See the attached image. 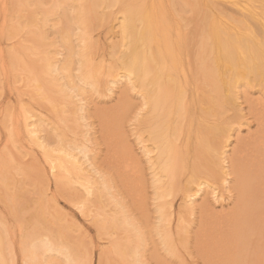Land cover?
<instances>
[{
	"label": "bare ground",
	"instance_id": "bare-ground-1",
	"mask_svg": "<svg viewBox=\"0 0 264 264\" xmlns=\"http://www.w3.org/2000/svg\"><path fill=\"white\" fill-rule=\"evenodd\" d=\"M130 1L132 3L133 0ZM256 1L135 0L129 7L126 4L120 6L125 7L123 8L124 12H122L124 13L123 18H121V34L123 37H128V41H125L128 42V45L123 42V46L127 45V47L124 46L125 50L118 52L119 54L114 53L113 65L109 67L106 78L104 77L106 82L103 80L104 78L92 74L91 70L83 69L84 65L79 64L73 67L72 57L79 52L72 50L69 44L70 37H72L71 26H78L83 23V20L81 21L80 17L78 18L75 5L70 4V12L75 14L72 19H64L63 23L61 21L62 26L58 28L56 35L60 38L59 48L55 52L53 50L47 52L46 57L42 56L45 59H42L41 65L36 63L39 66L30 68L35 80H38L41 75L45 77V80L47 79L48 86L44 84L46 86V98L55 102L62 101L61 105L64 106L65 111L63 108L58 110L56 107H53V111L55 116L63 121L69 115V120L73 125L72 139L68 141L64 133H56V140L49 142L44 135L45 132H43L44 129L41 124L36 123V121H40L38 114L28 111L20 103L17 108L18 111L10 119L8 117L9 121H12L10 124L14 126L9 127L10 129L7 130L9 136H6V138L9 137V141L12 140L13 136L17 135L18 138L23 134L25 139L21 138L22 141L26 140L29 147L36 146L41 150L43 160L47 162L48 165H46L54 181L56 179L59 183L63 179V175H59V167H62L65 171L68 168L66 172L72 177L71 179L68 177L70 181L73 182L74 180V183L84 190L85 195L88 196V199H91L93 204L100 206V208L103 206L104 214L101 220V228L104 229L106 235L113 232L118 233V237L112 239L111 252L121 260L122 264L145 263L144 252L148 246L147 234L136 220L137 218L128 212L126 205L112 191L111 181L102 176V173L93 162L91 157L92 141L89 138V124L86 121L88 102L83 94L87 90L99 94L101 87H105L109 93H112L114 86L123 79L131 86V89H138L137 92L142 100L137 114L139 111L144 112V110V113H147L146 117L142 119L148 128L147 136L149 138L147 140H150L153 145L152 148L155 147L158 151L154 159H156L158 169L164 178L162 180L158 179L155 185V195L161 200L163 197L177 192L180 188L182 196L190 202L187 204L186 210H189L190 214H194L196 206L193 201L197 193L209 189L211 198L214 201L218 200L221 194L217 190L215 177L220 176L221 184H226L230 174L234 172V168L230 170V165L227 163L225 156L226 146L231 139L233 127L229 121L221 118L217 119L221 102L233 107L237 99L235 91L237 84L242 80H247V78L258 85L264 86V6H261V2V5H257ZM0 2L2 4H0V10H3L6 7V0H0ZM108 3L111 5L110 2ZM81 4L84 7L87 5L88 10L85 9V12H92L100 4V1L92 0L89 4ZM121 4L124 5V3ZM117 6L119 7V5ZM61 7L63 8L62 3L60 1L57 3L54 0L49 7L42 8L40 11L42 17L39 16V20L37 16L35 18L37 21H43L39 25V28L42 29H39V31L38 29L33 30V33L36 32V34L32 33L31 35L29 33L32 39L43 40L47 38L43 30L46 19L51 13L54 14L61 10ZM182 7L190 8L191 13L193 12L195 15L200 14L202 9L200 19L198 16V19H196L195 15L193 17L196 22L193 30L194 38H197L195 49L190 42L194 38L189 39L186 28L181 29V17L180 19L176 18ZM82 10L84 9L82 8ZM121 11H123L122 8ZM194 11L198 13H194ZM226 11L227 13L230 11L232 14H227ZM30 12L32 13V11ZM34 13L27 14L26 11L22 14L26 18V23H30L28 26L37 25L32 19V16L35 17ZM86 14V17H88L90 13L87 12ZM3 16V24L0 28L1 34L6 28L5 15ZM56 40L55 38V42ZM52 42L54 43V41ZM117 47L115 48L118 49L119 47ZM3 51L0 48L1 66L6 63ZM60 54L62 55L57 57ZM8 55L11 58L13 56L12 53ZM50 84L55 86V89ZM187 86H189V90ZM37 88L35 87L34 96L39 95ZM187 90L190 92L189 98L186 94ZM189 101H194L197 104L198 108L195 107L197 111H192L193 104L191 105ZM188 103L192 109H189ZM120 109L125 111L127 109L126 104L124 103V106ZM65 112V117L60 115ZM259 113L262 119L261 132L252 142L256 148L264 141V111ZM187 117H190L191 120L192 117L195 118L196 123L194 124L197 125L192 124L193 120L191 121ZM111 119L116 121L119 118L111 117ZM188 122L191 126H195H193L194 130L191 129L192 127L188 130L183 129V124L189 125ZM115 129L119 131L118 135L123 134H121L118 125L116 128V124ZM191 133H194L196 139L194 150H191V152H194V157H192L194 159L190 163V174L187 173L189 177L186 174L188 179L181 185L179 177L183 173L185 175V172L180 173L183 169L180 164L181 161L178 160L177 151L179 152L182 149L183 143L181 147L178 145L189 138ZM122 137H120V141ZM141 140L139 139L140 147L143 153L149 156V158L147 157L149 160L151 149H148ZM187 142L184 143V147L189 148L187 145L189 142ZM125 145L126 143H123L122 146L119 145L123 147V151H120L121 147L119 150V153L122 154L121 163L125 164L126 170L135 174L136 168H132V164H130L131 156H128L131 153ZM179 147L180 149L177 150ZM187 147L184 148L187 149L185 152L190 151ZM182 153L184 154V152ZM238 167L240 168H236L235 171H244L241 164ZM239 177L241 182L245 181L244 175L239 174ZM135 184L136 181L134 180L132 185L135 187ZM244 186L238 184L240 194L243 190L245 191ZM255 193H252L251 196L253 197ZM13 194L8 196L12 199L18 197ZM105 206H112L113 210L108 212L105 210ZM242 206L244 207L234 210L228 227L215 231L214 226L213 229L208 230L206 224L204 225V234H201L204 237L202 250L216 251L213 252L214 254L211 253L214 258H207L208 264H236L237 259L240 258H238V252L232 253L230 251L242 250L241 245L246 231L245 225L248 223L247 199L242 202ZM158 210L154 231L164 251L174 255L176 246L170 229L171 213L170 211L165 212L167 208H164V206H159ZM41 227L34 224V228L32 226L33 230L25 231L21 235L19 250L23 264H42L54 257L62 258L64 264H92L91 260L88 259L89 256H86L87 259L79 256L78 247L66 239L64 232L51 231L48 226L45 229ZM0 228L5 230L4 233L0 231V264H4L6 259L9 260L10 264H14V246L8 244L7 228L2 220H0ZM47 228L50 231L46 230ZM220 233H223L224 237L219 236ZM208 254L207 252L206 257ZM215 256H217L216 260ZM98 262L100 263L101 260Z\"/></svg>",
	"mask_w": 264,
	"mask_h": 264
},
{
	"label": "rangeland",
	"instance_id": "rangeland-1",
	"mask_svg": "<svg viewBox=\"0 0 264 264\" xmlns=\"http://www.w3.org/2000/svg\"><path fill=\"white\" fill-rule=\"evenodd\" d=\"M52 1L54 0H6V7L0 10V28L3 24V15H5L6 27L2 34L0 32V48L4 50L6 61L4 66H1L0 62V220L7 228L8 244L14 246V264H23L19 250L20 238L25 231L33 230L34 224L37 227L44 225L45 227H41L43 229L48 226L51 231L64 232L66 239L78 247L79 256H83L84 259L89 256L88 259L91 260L92 264H122L121 260L111 252L112 239L118 237V233L113 232L106 235L104 229L101 228V220L104 214L103 206L100 208V206L93 204L91 199H88V196L85 195L84 190L79 185L77 186L74 180L73 182L70 181L72 177L66 172L68 168L65 171L62 167H59V175H63V179L59 183L56 179L54 181L48 170L47 162L43 160L41 150L36 146L29 147L26 140L22 141L23 134H20L21 136H18V138L17 135L13 136L14 139L10 137L12 140L9 141V137L6 138V136H9V131L7 132L10 129L9 127L14 126L10 124L12 121H9V119L18 111L17 108L20 103L28 111L38 114L40 121H36V123L41 124L44 129L43 132H45L44 135L49 142L56 140V133H64L68 141L72 139L73 125L69 120V115L67 114L68 116L65 117L66 112L60 114L66 119L63 121L56 117L53 111V107L58 108V110L64 107L61 105L62 101L55 102L46 98L45 85L48 86L47 79L45 80V77L41 75L38 80H35L30 68H34L38 64L41 65L42 59H45L42 56L46 57L50 50L55 52L59 48L60 38L56 36L57 31L62 26L64 19H72V16H74L75 13L70 12V4H73L78 12V18L80 17L81 21L83 20L82 24L71 26L72 37H70L69 44L72 50L79 52L72 57L73 67L81 64L84 65L83 69L91 70L92 74L106 78L109 67L113 65L114 53L119 54L128 45V42H125L128 41V37H123L121 34V18H123L124 13L122 12H124L123 8L125 7L120 6L126 4L129 7L135 0L132 3L130 0L128 2L126 0H99L100 4L92 12L87 11L88 14L90 13L88 17H86L87 12H85L88 10L86 4L91 3L92 0H56L57 3L59 1L62 3L63 8L61 7V10L54 14L51 13L46 19L43 30L47 38L43 40L32 39L33 30L38 29L39 31V29H42L39 28V25L43 21H37L39 16L42 17L40 11L42 8L49 7ZM263 1L257 0L256 3L257 5L262 3L261 6H264ZM102 2L107 5L110 2L111 5L107 6ZM81 3L86 6L84 7ZM121 3H124V5ZM121 8L123 11H121ZM26 11L27 14L35 12V17L32 16V19L38 26H28L30 23L27 24L26 18L22 15ZM201 12L195 15L193 12L191 13L190 8L182 7L176 15L178 19L181 17V29L186 28L190 40L194 38L193 30L196 26L194 20L195 18L198 19L197 16H201ZM229 13L231 12L229 11L227 14ZM194 15L195 18H193ZM36 16L37 19H35ZM33 34H36V32ZM55 38L57 39L56 42ZM196 40L197 38H194L193 41H190L194 49L197 44ZM123 42L127 44L124 45L125 47L122 45ZM37 46L38 48H36ZM9 53L10 55L13 54L12 58L8 55ZM61 55H57V57ZM50 86L55 89L52 84ZM35 87L38 90V96L33 95L36 91ZM114 87L112 93H109L105 87H101L99 94L91 93L90 90L85 91L83 94L88 102L86 121L89 124V138L92 141L91 157L102 176L111 181L112 191L126 205L128 212L137 218L136 220L147 234L148 246L144 252V264H208L207 258H214L211 253L214 254L213 252L216 251L202 250L204 225L206 224L208 230L213 229L214 226L215 231L228 227L232 213L234 210L244 207L242 202L245 199L248 200V209H246L248 223L245 225L246 231L241 245L242 250L230 252L239 253L237 255L240 258L237 259L236 264H264V141L258 148L254 147L252 143L261 132L262 119L259 112L264 111V86L258 85L247 78V80H242L237 84L235 89L237 99L233 107L221 102L220 108H218L220 113L218 112V117H215L227 120L232 124V135L229 144L226 146L225 156L227 163L230 165V170L234 168V172L230 174L226 184H221L220 176L215 175L217 190L221 194L218 200L214 201L211 198L209 189L197 193L193 201L196 206L194 214H190L189 210H186V206L190 202L182 196L180 188L178 189L180 192H174L161 200L155 195V185L158 179L162 180L164 178L158 169L156 159H154L158 151L155 147L152 148V143L147 140L149 138L147 136L148 128L142 120L147 113L145 114L144 110V112L139 111L137 114L142 99H140L141 97L137 92L138 89H131V86L124 79ZM188 90L186 94L189 98L190 92ZM189 102L191 105L193 104L192 109L188 103L189 109L197 111V104L194 101ZM124 103L127 109L125 111L119 110L124 106ZM63 110L65 111L64 108ZM10 113L12 115L9 116ZM111 117H118L119 119L113 121ZM187 118L191 120L190 117ZM187 118L185 119L187 120ZM192 120V124L196 123L195 118L192 117ZM115 124L116 128L118 125L121 129L119 130L121 134L123 133L122 135H118L119 131L115 129ZM187 124L189 125L183 124L184 130L191 127L193 129L197 125L191 126L190 122ZM82 129L84 128L82 127ZM121 136L123 137L120 141ZM139 139H142V143L148 149H151L149 160V156H146L140 147ZM185 141L191 143L187 142L189 148L186 147L190 149L189 152L186 151L187 154L185 152L187 149H184L186 148L184 147ZM195 142L194 133H191L189 138L181 144L178 143L180 147L183 143L182 149L177 148V150L180 149L179 152L177 151L178 160L181 161L180 164L184 170H181L180 173L185 172V175L183 173L179 177L181 185L185 183L190 174V163L194 159L192 158L194 152H191V150H194ZM123 143H126L127 146H125L131 153L128 156H131L130 164H132V168H136L135 174L126 170L125 164L121 163L122 154L119 153V150ZM122 149L123 147L120 151H123ZM56 162L58 163L59 160ZM240 164L244 171H235L236 168H240L238 167ZM186 174L188 177H186ZM239 174L245 176L244 182L240 181ZM134 180L136 181L135 187L132 185ZM238 184L245 185V191L243 190L242 194L238 191ZM4 186L6 187L3 188ZM254 192L256 193L252 197L251 194ZM13 193L18 197L12 199L10 196ZM159 206L166 207L165 212L170 211L171 213L170 229L176 246L174 255L164 251L154 231ZM105 210L111 212L113 207L105 206ZM0 231L4 233L5 230L0 228ZM219 236H223V233H220ZM207 252L209 257H206ZM99 260H101L100 263ZM61 263L64 264L62 258L54 257L42 264ZM4 264H10L9 260L6 259Z\"/></svg>",
	"mask_w": 264,
	"mask_h": 264
}]
</instances>
